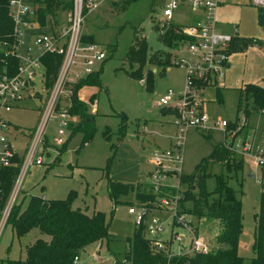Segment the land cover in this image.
I'll use <instances>...</instances> for the list:
<instances>
[{"label": "rangeland", "instance_id": "1", "mask_svg": "<svg viewBox=\"0 0 264 264\" xmlns=\"http://www.w3.org/2000/svg\"><path fill=\"white\" fill-rule=\"evenodd\" d=\"M243 1L240 0L239 6L224 10L223 14L231 24L237 25L238 35L262 38V28L256 20L257 9L245 4L246 0ZM165 2L166 0H103L86 16L83 32L91 34L94 42L106 53L105 58L93 66V72L99 71L101 84L87 87L84 101L90 112L92 94L97 99V109L91 113L94 114V121L91 122L95 128L94 134L82 145L83 132L77 131L70 137L65 151L59 154L58 149L62 144L51 143L55 126L53 121L47 132L49 154L46 153L42 165L30 167L21 181L16 200H22L23 207L31 195L44 199H62L73 192L72 208H79L89 215L96 211L104 213L108 223L109 240L102 245L99 242L87 245L74 264H112L114 256L124 260L122 255L128 249L126 238L132 235L137 224L135 215L130 214L128 208L143 207V202L136 199L137 191H153L159 194L151 207L146 208L151 215L156 214L163 220L165 231L171 226V215L160 208L159 203L165 197L172 198L177 192L178 178L172 172H165L162 184L154 185L150 174L153 170L154 151L167 148L168 140L170 141L174 133L172 117L162 114V107L158 105L159 97L169 88L177 93L186 91L185 71L180 66H171L161 74L160 67L148 64L144 67V72L152 73L153 76L152 84L148 85L145 77L139 81L128 75L131 68L125 60L135 34L144 36L151 50L165 49L157 40L158 32L154 29ZM69 15L70 10L61 11L56 22L49 27L51 29L47 30L62 27L68 21ZM223 19L226 20L224 17ZM172 22L181 26L190 24V11H176ZM217 27L218 31L234 34L228 24H218ZM30 44L34 47L33 40ZM35 50L34 47L33 52H36ZM168 50L174 59L188 56L183 43H178ZM228 61L233 62L226 71L224 84L219 85L214 81L210 88L205 87L208 89L202 95L205 101H201V107L208 117L206 125L211 127L215 121L221 119L234 122H228L227 129H239L236 131V137L251 136L264 145V112L262 109L253 110L250 102H247L250 112L246 115V102L242 101L240 107L238 106L239 86L254 83L264 87V44H255L244 52L235 53L228 57ZM133 68H136V65ZM36 83V88L41 90V80H36ZM218 88H221V102L216 99ZM41 93L42 96L26 94L11 111L2 114L9 123L6 137L21 156L24 155L26 142L40 114L45 98V92ZM75 119L77 120V117ZM70 132V129H67V138ZM209 134L207 137L194 127L187 130L181 172H191L196 164L210 153L215 143H228V139L233 135L231 132H226L225 135L219 129H211ZM208 170L210 176L206 180V188L209 191L216 186L214 174L221 173L224 181L239 192L243 225L238 252L244 257L243 264H249L254 255L252 243L255 213L258 211L260 193L264 189V173L259 167L252 168L246 160L243 170L239 172L218 163L211 165ZM108 180L134 182V190L120 195L119 202L114 205L108 195ZM186 205L190 206V203L187 202ZM181 214L190 221L196 233L207 240L209 247L217 246L214 240L219 230L217 220L196 219L190 214ZM163 237L170 239V230L167 235L164 233ZM37 238L48 240L50 237L41 233L38 228H32L25 235L17 237L10 224L5 223L0 231V264H6L7 259H24L26 247ZM171 248L173 249V245ZM173 251L176 254L179 249L175 247Z\"/></svg>", "mask_w": 264, "mask_h": 264}, {"label": "trees", "instance_id": "2", "mask_svg": "<svg viewBox=\"0 0 264 264\" xmlns=\"http://www.w3.org/2000/svg\"><path fill=\"white\" fill-rule=\"evenodd\" d=\"M132 1L134 0H127V2ZM72 3L73 0H34L36 14L35 18L31 20L37 22L41 30L51 29L49 27L56 22L58 14L63 10H71ZM193 19L198 20V16ZM256 20L262 28V38L234 35L227 51L229 56L244 52L255 44H264V8H257ZM183 27L172 21L168 23L157 21L154 25V29L158 32L157 40L165 47L161 50H151L145 37L135 34L125 56V60L131 68L128 75L139 81L145 77L146 83L149 85L153 82V76L152 73L144 72L146 65L160 67L161 74L167 68L177 66L168 49L178 43L185 45L191 39L181 32ZM12 30L13 21L8 15V0H0V40L10 43ZM82 40L94 42L92 36L84 34ZM61 58V55L50 52L40 56L43 84L46 90L51 87L56 77ZM18 64L17 57L6 56L4 51L0 50V77L3 74H15ZM134 65L136 68H133ZM100 84L99 71L90 73L72 84V94L68 97L70 102L68 111L75 115L77 120L69 123L70 136L58 149L59 154L65 151L70 137L77 131L83 132L82 145L92 138L95 131L91 124L94 121V114L88 111L86 103L79 98V91L83 87L99 86ZM201 84L197 83L196 85L200 86ZM221 88L216 90V99L219 102L222 101ZM238 91V106L240 107L242 101L246 102L244 108L246 115L250 112L247 102H250L253 110L264 109L263 86L245 83L239 86ZM161 112L171 117L178 114L177 109L170 106L162 107ZM123 121H125V115H123ZM202 133L207 137L210 135ZM107 137L105 136V138ZM47 145L48 142L45 146ZM22 157L16 152L11 165L0 167V217L18 174ZM57 158L58 156L55 157V159ZM110 161L111 157L108 158V163ZM216 163L237 172L244 168V159L235 156L229 145L218 142L212 146L210 153L203 157L191 172H181L178 178V192L181 195L179 212L190 214L196 219L217 220L219 230L214 239L216 247L211 246L206 254L176 255L168 258L165 250H156L150 244V239L146 235V224L142 222L136 224L132 235L126 238L128 249L122 255L124 260L114 256L112 264H243L244 257L238 252L239 236L243 225L239 192L224 181V176L221 173L214 174L215 188L211 191L206 188V180L210 176L208 169ZM107 188L109 198L114 205H117L120 195L134 190V182L108 180ZM73 196V192L62 199H44L38 195H31L24 207L22 200L14 201L6 223L10 224L16 236H23L32 228H38L41 233L50 238L48 240L37 238L26 247L24 259H7L6 264H74L75 260L79 258L80 252L87 245L97 242L100 245L103 242L107 243L110 234L104 213L96 211L89 215L79 208H72ZM158 196L159 194L153 191L136 192V199H140L143 206L147 208L151 207L152 202ZM187 202L190 203V206L186 205ZM166 248H169V245ZM252 251L254 255L250 258L249 264H264V189L260 193L258 211L255 213Z\"/></svg>", "mask_w": 264, "mask_h": 264}, {"label": "built area", "instance_id": "3", "mask_svg": "<svg viewBox=\"0 0 264 264\" xmlns=\"http://www.w3.org/2000/svg\"><path fill=\"white\" fill-rule=\"evenodd\" d=\"M101 1L103 0H73L68 21L62 27L48 31L39 29L38 23L31 20L36 14L34 0H8V15L13 21V30L10 43L0 40V50L4 51L6 56L17 57L19 64L15 74H3L0 77V167L11 165L16 153L13 143L6 137L9 123L2 114L17 105L26 94L28 95V91L32 90L34 81L43 77L40 62L42 54L56 53L62 58L56 77L43 100L38 120L26 142L18 174L0 217V231L16 200L26 171L33 165L44 163L49 148L48 145L45 146L48 142L47 132L53 121L55 126L51 143L60 145L67 139L69 123L74 121L76 116L68 111L70 102L63 106L61 99L64 96L69 97L72 94V84L92 73L95 63L102 61L106 56L105 51L96 42L82 40L85 18ZM228 1L167 0L162 8L160 22L172 21L174 13L182 7L196 13L198 20L185 25L181 30L191 38L185 44L188 56L174 59V63L185 71L186 91L177 93L169 88L158 100L159 106L174 107L178 114L172 116L174 133L169 146L158 148L152 155L151 175L154 185L162 184L165 172H172L179 178L186 132L190 127L204 133H209L211 129H219L225 135L226 132H231L233 135L228 139V143H222L229 145L235 156L246 160L254 168L259 167L264 173V145L251 136L236 137V131L239 129L233 128L229 131L227 120H217L211 127L207 126L208 117L201 107V101H205L202 95L208 89L205 87L210 88L214 81L219 85L224 84L230 57L227 51L232 37L238 32L237 25H233L234 34L219 32L216 29V9ZM245 4L256 9L264 8V0H246ZM30 30L34 34L33 44L36 52H33L30 46L23 52L24 37ZM197 83L202 84L197 86ZM261 111L264 112V109ZM176 188L177 192L172 198L165 197L159 203V207L171 215L170 239L163 237L166 232L163 220L156 214L151 215L146 207L130 206L128 212L135 215L137 224L146 222V235L150 244L156 250H165L168 258L177 254H206L210 250L207 240L197 234L190 221L179 212V185ZM168 245L169 248H166ZM171 245L177 247L179 252L175 254Z\"/></svg>", "mask_w": 264, "mask_h": 264}, {"label": "crops", "instance_id": "4", "mask_svg": "<svg viewBox=\"0 0 264 264\" xmlns=\"http://www.w3.org/2000/svg\"><path fill=\"white\" fill-rule=\"evenodd\" d=\"M166 1H167V0H166ZM244 1H245V0H244ZM244 1H243V2H244ZM101 2H102V1H101ZM239 2H240V0H229L228 2H226V3L222 4V5H220V6L216 9V12H215V17H216V27H217L218 24H223V25L228 24V25H230V27H231L232 30H233V25H234V24H231V22L228 21L227 17L223 14V11L226 10V9H228V8H230V7H235L236 5L239 6V4H238ZM244 3H246V1H245ZM164 4H165V3H164ZM180 10H188V11H190L191 16H192V22L195 21L193 18H194L195 16H197L196 13L192 12L191 10H189V9L186 8V7H182V8H180L178 11H180ZM174 14H175V13H174ZM173 16H174V15H173ZM223 17L226 18V20L223 19ZM172 19H173V18H172ZM221 19H223V21H222ZM192 22H190V23H192ZM216 29H218V27H217ZM35 30H36V29H35ZM219 31H221V30H219ZM221 32H224V31H221ZM83 34H84V35L91 36V34H85L84 32H83ZM33 35H34V34H33V31H32V30L26 32L25 37H24L25 45H24V47L22 48V51H23V52L26 50V47H28V46L32 47L31 44H30V41L33 40V38H34ZM92 37H93V36H92ZM33 48H34V47H32V50H33ZM232 62H233V61H231V62L229 63L227 70H229V68L232 66ZM36 80H37V82H38V80H41V84H42V89H41V90L38 89V88H36V87H37ZM36 80L34 81V84H33V86H32V90H31V91H28V95H29V96H32V95L42 96L41 91H44V92H45V95H46V93H47L48 90H46V89L44 88L43 77H42V76H41V77H38ZM86 88H87V87H83V88L79 91V98H80L81 100H83V101H85V99H86ZM82 91H83V92H82ZM92 95H93V98H92V109H90V113L95 112V110L97 109V106H98V105H97V99H96L95 95H94V94H92ZM43 100H44V99H43ZM42 102H43V101H42ZM94 102H95V103H94ZM68 103H69V98H68L67 96H64L63 99H62L61 104L64 106V105H67ZM12 109H13V108H12ZM12 109H11V110H12ZM11 110H10V111H11ZM165 133H167V132L165 131ZM170 140H171V139H170ZM168 142H169V144H170V141H169V140H168ZM169 144H168V146H169ZM50 150H51V149H50ZM249 165L251 166L250 163H249ZM251 167H252V166H251ZM252 168H253V167H252ZM249 174H252V173H249ZM252 175H253V174H252ZM170 228H171V226H170ZM170 228L165 232L166 235L168 234V231L170 230ZM165 237H167V236H165ZM173 249H175V246H174V245H173ZM79 258H80V256H79ZM79 258H78V260H79ZM78 260H77V261H78Z\"/></svg>", "mask_w": 264, "mask_h": 264}, {"label": "water", "instance_id": "5", "mask_svg": "<svg viewBox=\"0 0 264 264\" xmlns=\"http://www.w3.org/2000/svg\"><path fill=\"white\" fill-rule=\"evenodd\" d=\"M250 176H253L252 174H249Z\"/></svg>", "mask_w": 264, "mask_h": 264}]
</instances>
